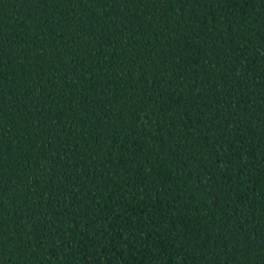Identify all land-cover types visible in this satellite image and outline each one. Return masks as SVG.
I'll return each mask as SVG.
<instances>
[{
    "label": "trees",
    "instance_id": "obj_1",
    "mask_svg": "<svg viewBox=\"0 0 264 264\" xmlns=\"http://www.w3.org/2000/svg\"><path fill=\"white\" fill-rule=\"evenodd\" d=\"M0 264H264V0H0Z\"/></svg>",
    "mask_w": 264,
    "mask_h": 264
}]
</instances>
